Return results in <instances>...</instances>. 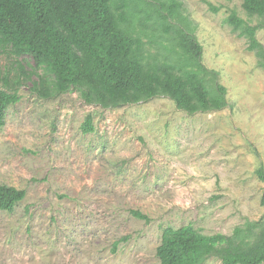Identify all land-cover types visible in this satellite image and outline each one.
Segmentation results:
<instances>
[{"label": "rangeland", "instance_id": "obj_1", "mask_svg": "<svg viewBox=\"0 0 264 264\" xmlns=\"http://www.w3.org/2000/svg\"><path fill=\"white\" fill-rule=\"evenodd\" d=\"M160 1L179 5L174 22L202 47L228 107L189 116L163 96L111 109L86 105L75 91L44 99L33 90L31 58L2 55L9 85L15 76L22 84L0 129V184L26 194L0 211V264H159L167 227L230 235L264 216L256 175L264 169V69L226 23L235 13L259 26L264 46V18L248 16L241 0H206L217 12L201 0ZM132 23L149 61L171 59L152 21ZM87 116L94 131L84 134Z\"/></svg>", "mask_w": 264, "mask_h": 264}, {"label": "trees", "instance_id": "obj_2", "mask_svg": "<svg viewBox=\"0 0 264 264\" xmlns=\"http://www.w3.org/2000/svg\"><path fill=\"white\" fill-rule=\"evenodd\" d=\"M241 1L248 16L264 18V0ZM178 7L160 0H0V57H30L38 77L33 90L44 99L75 91L86 105L111 109L163 96L189 116L222 111L228 107L226 88L219 74L203 65L195 36L174 22L181 20ZM132 20L142 26L152 21L170 44V60L146 58L142 34ZM226 23L246 40L247 50L264 69L259 26H250L235 13ZM15 77L10 86L9 75L0 70V129L7 108L20 99L22 82ZM81 130L94 131L90 116ZM256 175L264 183L262 166ZM25 194L0 184V211L12 212ZM260 205L264 208V190ZM131 215L148 221L140 212ZM155 256L159 264H204L212 258L221 264H264V216L246 221L230 235H203L191 225L167 227Z\"/></svg>", "mask_w": 264, "mask_h": 264}]
</instances>
